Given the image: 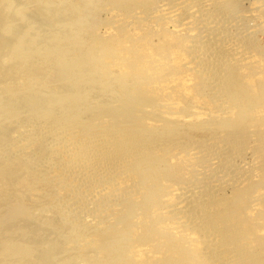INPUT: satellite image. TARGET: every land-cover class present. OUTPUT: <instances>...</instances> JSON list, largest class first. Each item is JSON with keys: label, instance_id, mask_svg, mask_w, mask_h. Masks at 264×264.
Instances as JSON below:
<instances>
[{"label": "bare ground", "instance_id": "obj_1", "mask_svg": "<svg viewBox=\"0 0 264 264\" xmlns=\"http://www.w3.org/2000/svg\"><path fill=\"white\" fill-rule=\"evenodd\" d=\"M37 1L0 0V264H264L263 187L204 206L197 192L205 191L180 174L218 158L203 150H213L211 136L201 145L189 131L207 127L217 145L264 126V67L219 36L233 13L219 19L204 0L153 9L148 0H109V38L95 42L96 0H47L36 9L45 24L73 5L49 26L37 20L39 30L30 24ZM159 22L173 29H158L155 44ZM129 38L138 39L132 48ZM224 58L238 65L223 71Z\"/></svg>", "mask_w": 264, "mask_h": 264}, {"label": "rangeland", "instance_id": "obj_2", "mask_svg": "<svg viewBox=\"0 0 264 264\" xmlns=\"http://www.w3.org/2000/svg\"><path fill=\"white\" fill-rule=\"evenodd\" d=\"M43 3V0H38L37 1V3H32V5L30 4V7H32L33 6V4L34 5H38V7L37 8H35L34 6L32 7V9H35L34 11H32V9L30 10V7H28V8H26L25 10H29L31 13H33V12H35L36 13V17H37V19L34 17V19H32L31 18V15L29 14V19L31 18V20H30V24H31V22L32 23H34L35 21H36V23H34V26H33V24H31V26H33L35 29H37V27H35L36 25H37V20H39L40 19V22H39V24L40 25H42L46 20H45V15H40L38 12H40L39 10L40 9H45L46 7H48V4H49V2L51 1H49V2H47V0L45 1L44 0V3L42 4L41 2ZM54 1V0H53ZM65 1V2H64ZM68 1V0H67ZM69 1H71L72 2V0H69ZM74 1V0H73ZM76 1V0H75ZM85 1V0H84ZM98 0H96V2H97ZM108 1V2H107ZM111 1V0H110ZM109 0H104V1H102V0H99L98 2H97V4L99 5H97L96 4V2H95V0H91V3L92 2H95V4L93 5L92 4V6L91 7H89V13H90V10L92 11L91 13V15L89 14V16L91 17L89 20H93V22L94 23H91V21H89L88 19V26H89V24H90V27L93 29V28H95L94 26H96V28L97 29H93V33L92 34H90L89 32H91V28L90 27H88V26H86V27H88V28H90L89 30H87L86 32H87V34L89 33L90 34V38H92V40H94L95 42H100V41H103L104 39H106V38H109L108 37V34L107 33H105L106 31H107V27H106V25L105 24H109V21H110V19H112L111 17H112V15L109 13V9L111 10V8H113V7H111V5H109V2H110ZM148 1H150L149 3H150V5L152 4V3H155V4H152L153 6H151L150 7V9H153L152 7H154V5H156L157 3H159L160 4V2H161V4H162V2H166V0H148ZM158 1H160V2H158ZM200 1H202V0H200ZM204 1H207V2H211V7H209V9H211L212 11L214 10V9H216L215 11H214V13H211V14H214V16L215 17H219V19L220 18H222V17H224V15H226V13L227 14H231V13H233L232 14V17L234 18H232V20L233 21H231V22H227V26L228 27H226L224 30L226 31V32H224V33H226V34H224L223 33V31H221L222 33H219L220 35L219 36H221L222 34L224 35V36H226V38L228 39V40H232L233 42H234V45H238V46H240L239 48H240V50H242L243 52H247L248 50L250 51V52H252L253 54H255L256 56H257V59L259 60V63H258V61H254V65H255V68H257L258 70L260 69V68H262V67H264L263 65H264V23H262V21H264V19H260L259 18V16L258 15H260L261 13H262V15H264V0H204ZM217 1V2H216ZM29 2V1H28ZM64 2V5H65V3H66V0H59V1H57V4H58V6H62V4L61 3H63ZM71 2H68L69 4H72ZM80 3L81 1H78L77 0V2H76V4L77 3ZM83 2V1H82ZM81 2V3H82ZM87 2V1H86ZM106 2V3H105ZM152 2V3H151ZM215 3V6H214V3ZM80 3V4H81ZM91 3H90V5H91ZM113 3V2H112ZM112 3H110V4H112ZM253 3V4H252ZM42 4V5H41ZM47 6H46V5ZM69 4H67V5H69ZM79 4V5H80ZM101 4V5H100ZM50 5V4H49ZM63 5V6H64ZM67 5H66V8H67ZM73 5V4H72ZM71 5V6H72ZM104 5V6H103ZM113 5V4H112ZM28 6V5H27ZM45 6V7H44ZM57 6V7H58ZM70 6V7H71ZM93 7V8H92ZM214 7V8H213ZM61 8V9H60ZM58 7V9H60V11H62L63 13H64V15L61 13V12H59L60 14H61V16L63 15V16H68L69 14V12H67L68 11V9H62V8H64V7ZM97 8V9H96ZM220 10H219V9ZM255 8V9H254ZM260 8V9H259ZM36 9H39V10H36ZM95 9V10H94ZM251 9V10H250ZM254 9V10H253ZM25 10H23L24 12H25ZM46 10V9H45ZM66 10V11H65ZM259 10V11H258ZM28 11V12H29ZM38 11V12H37ZM81 11V12H80ZM82 11H83V9L81 10V8H79V12H78V14L79 13H82ZM87 10H85V12H86ZM246 11V12H245ZM253 13H252V12ZM254 11H256L257 12V14L254 12ZM262 11V12H261ZM29 12V13H30ZM66 12V13H65ZM84 12V11H83ZM117 11L115 10V13H116ZM229 12V13H228ZM261 12V13H260ZM23 13V12H22ZM27 13V12H26ZM25 13V14H26ZM35 13L33 14V15H35ZM76 13H77V11H76ZM87 13V14H86ZM85 14L86 15H88V12H86ZM114 13V14H115ZM222 13V14H221ZM48 15H49V13H47ZM60 14H59V16H58V19H55V18H51L50 19V17L51 16H47L46 15V18L48 17L49 18V22H48V20H47V22L48 23H52V21L54 22V20L55 21H57V20H60ZM66 14H68V15H66ZM83 14V13H82ZM85 14H83V15H85ZM105 14V15H104ZM224 14V15H223ZM255 14V15H254ZM85 15V16H86ZM220 15H223L222 17L220 16ZM236 15V16H235ZM238 15V16H237ZM56 18H57V15L55 14L54 15ZM95 16V17H94ZM214 16H212L213 18H214ZM257 16H258V18H257ZM44 17V18H43ZM217 17V18H218ZM77 18H78V16H77ZM217 18H215V19H217ZM231 18V17H230ZM229 18V19H230ZM61 19H65V17L63 18V17H61ZM165 19H168V18H166L165 17ZM33 20V21H32ZM35 20V21H34ZM45 20V21H44ZM50 20H51V22H50ZM106 20V21H105ZM133 20V19H132ZM43 21V23H41ZM64 21H62V23H63ZM171 22V21H170ZM61 23V24H62ZM232 23V24H231ZM23 24V23H22ZM29 24V23H28ZM30 24H29V26H30ZM36 24V25H35ZM50 24H43L44 26L46 25H50ZM85 24H87V22L85 23ZM91 24H95L94 26L93 25H91ZM160 24V26L161 27H159L158 25ZM169 24V25H168ZM168 24H166V26H169V27H167V29L168 30H172L173 28H172V23H168ZM259 24V25H258ZM23 26H25V24H23ZM37 26H39V25H37ZM62 26V27H61ZM61 26H58V30H63L64 28H65V26L62 24ZM157 29H155L156 27L154 26L151 30H152V32L154 33V43H155V41H156V43L155 44H159V36L158 35H161V30L162 29H164V30H166L165 29V25H164V27H163V23L161 24V22H159L158 24H157ZM230 26V27H229ZM261 26V27H260ZM41 27V26H40ZM39 27V28H40ZM163 27V28H162ZM24 28V27H23ZM55 28V27H54ZM100 28V29H99ZM162 28V29H161ZM261 28V29H260ZM41 29V28H40ZM42 29L44 30V28L42 27ZM55 29H57V28H55ZM158 29H161V30H158ZM37 30H39V29H37ZM163 30V31H164ZM168 30H166V31H168ZM159 31V32H158ZM228 31V32H227ZM104 32V33H103ZM231 32V33H230ZM152 33V34H153ZM143 35V37L144 36H148V37H150L148 34H146V33H142V31H141V34L138 36V38L139 37H141ZM229 35V36H228ZM233 35V36H232ZM184 36H185V34H184ZM228 36V37H227ZM246 37V38H245ZM157 38V39H156ZM141 39V38H140ZM139 39V40H140ZM143 39V38H142ZM151 39V41H152V38H150ZM138 39H135V38H129V39H127V43H126V45H127V48H132L133 47V43L135 42V41H137ZM195 40H197L198 41V39H193V42L195 41ZM157 41H158V43H157ZM197 41H195V43L197 42ZM217 41V40H216ZM192 41L190 42V46L192 45V47H193V45L195 44V43H193ZM218 42V41H217ZM217 42H215V48H216V51L217 50H221V52H219L220 53V55H221V53H223V51H224V49H223V47L221 46V45H218V43ZM235 42H236V44H235ZM238 42H239V44H238ZM242 42H244V43H242ZM147 44H150V43H147ZM222 49H221V48ZM244 49H243V48ZM252 48V49H251ZM255 49V50H254ZM232 50V49H231ZM252 50V51H251ZM234 52H236V50H234L233 52L232 51H230L228 54H234ZM238 53H239V50H238ZM226 54V53H225ZM227 54V55H228ZM214 55H216V54H214ZM220 55H219V57H218V55H216L217 57L216 58H220L221 59V57H220ZM226 55V56H227ZM230 56V55H229ZM235 56V55H234ZM230 57H232V55L230 56ZM157 58H159V57H157ZM226 59H227V57H225ZM223 59L222 61L221 60H217V62L219 61L220 63L219 64H221V66H220V68L221 67H224V68H222L223 69V71H225L226 70V72H227V70H231L234 66H235V61H232V60H226V59ZM260 58H262V59H260ZM151 59H153V57H151ZM226 60V61H225ZM263 62H262V61ZM231 61V62H230ZM230 62V63H229ZM261 62V63H260ZM224 63V64H223ZM228 63V64H227ZM234 63V64H233ZM252 64V65H253ZM236 65H238L237 63H236ZM259 66L260 65V67H257V66ZM229 66V67H228ZM231 66V67H230ZM251 65H249V66H246V67H250ZM252 67V66H251ZM263 69V70H262ZM262 69H260V73H258V75L259 74H261V72L262 71H264V68H262ZM245 71V72H244ZM243 72L244 73H241V74H239L240 76H241V78H240V83H245L246 81L244 80V78H242V75L243 74H245V73H247V72H251L250 71V69H247L246 68V70H244ZM262 74H264V73H262ZM261 74V75H262ZM261 75H259V76H261ZM263 76V78L261 79V80H259L260 81V83L261 82H264V75H262ZM255 84H256V82H255ZM262 84H264V83H262ZM205 95H208V93H207V91H206V93H205ZM211 120H212V118H210ZM210 120V121H211ZM217 120H221V118L220 119H217ZM210 121H208V122H210ZM215 121V120H214ZM251 127V126H250ZM257 126H255V128H256ZM260 127V126H259ZM189 129V128H188ZM246 129H248V130H246V131H244V139L242 138V140H241V137H239V138H236L237 140H236V142L237 143H230L229 144V142H220V143H218L217 145H216V143L214 142V139L213 138H211L212 137V135H210V133L211 132H209V131H211V130H208V131H205V130H207V127H206V129L204 128V131H203V129H200V130H198L197 128L196 129H193V130H191V131H189V133H190V136H192L193 137V141H194V139L196 140H198V142H197V140L195 141L196 143H205V139H207L209 136H211V137H209V139H207L208 141H206V144L208 143V144H212L211 146H212V148L211 149H213L212 151H208V149H206L205 147H207V146H210V145H208L207 144V146H205L204 144H203V146H201V147H204L205 149H203L204 150V153L206 152V153H214L215 154V157H216V155L218 156V158H216L217 160V162H216V164L215 165H213L212 166V164H211V166L209 167V166H207L206 167V165L204 166L203 165V163H202V165H201V167H200V171H199V169H198V167L196 166V169L195 170H197V171H194L193 170V167L192 168H190L189 169V166L187 167L188 168V170H185V171H187V172H184L183 171V169H182V171H181V173L180 174H183L182 176H183V179H185L186 181H187V183H189L190 185H192V186H196V187H192V189H193V191L195 190H203V191H205L204 193L202 192V194H201V197L203 196V194H204V196L202 197V198H200L199 197V195H200V193L201 192H197L196 193V195H198L197 197H198V199H197V202H201V204L202 205H209L211 202H212V199H214L213 201L214 202H216L215 200H218V201H225V202H228V201H231V200H235V198L238 196V192L239 193H241V191L242 192H248V191H250V189L253 187V185L254 186H256V187H260V188H262V189H260V192L262 191V193H261V195H260V197H259V200L260 201H262V202H260L259 201V204L261 205V209H259V212L257 213L258 215H263V213L264 212H262L263 211V205H264V193H263V191H264V179H263V177L261 176V175H263V173H264V126L262 127L261 126V128H259L258 130H253L254 129V127L252 128H246ZM190 130V129H189ZM186 131H188L187 129H186ZM185 131V132H186ZM262 131V132H261ZM257 132H259V133H257ZM212 133H214L213 131H212ZM209 134V135H208ZM222 136H220V138L221 137H224V132H222ZM208 136V137H207ZM213 137H214V135H213ZM247 137V138H246ZM205 138V139H204ZM230 138H232V137H230ZM201 141H203V142H200V140ZM245 139H246V141H245ZM213 140V143L211 142ZM244 140V141H243ZM253 140V141H252ZM260 142H259V141ZM192 141V142H193ZM194 142V143H195ZM243 143H244V145H243ZM247 144V146H246V144ZM256 143V144H255ZM227 144V145H226ZM202 145V144H201ZM214 145H215V147H214ZM229 145V146H228ZM231 145V146H230ZM220 146V147H219ZM221 146H223L222 148H221ZM226 147V148H225ZM231 148L232 149V151H231V149H229V148ZM210 148H209V150H210ZM218 148V149H217ZM220 148H221V150H220ZM230 151L231 152V155L232 156H225L226 154H224L223 153V151ZM224 151V152H225ZM202 154V153H201ZM214 156V155H213ZM225 159V160H224ZM218 160H219V162H218ZM181 165V163H178V162H172L171 164L169 163L168 165H170V167H174V166H180ZM224 164H225V166H224ZM217 165H219V166H217ZM181 166H183V165H181ZM204 166V167H203ZM221 166V167H220ZM215 167V168H214ZM184 168H185V166H184ZM186 168V169H187ZM218 170H217V169ZM220 168V169H219ZM224 168V169H223ZM192 169V171H193V173L192 172H190V170ZM224 170V171H223ZM188 172H190V173H188ZM195 173H197V174H195ZM251 173H254V174H251ZM179 174V175H180ZM227 174V175H226ZM258 176H257V175ZM208 175V176H207ZM181 176V175H180ZM253 177V178H252ZM224 178V179H223ZM214 179V180H213ZM221 179V180H220ZM222 179L225 181L226 179L228 180H226V182H224V181H222ZM261 179H263V181L261 180ZM203 180V181H202ZM208 180H209V182L211 181V183H209L208 182ZM205 181V182H204ZM215 181V182H214ZM220 181V182H219ZM206 183L207 185H208V187L207 188H209L210 189V192H212V193H210L211 194V196L209 195H205L206 194V191H208V189L206 188V189H203V188H205V186H201V185H203L204 183ZM220 183V185L219 186H216V185H218ZM229 183V184H228ZM213 184H215V186L213 185ZM210 185H212V188L211 187H209ZM222 185V186H221ZM250 185V186H249ZM201 186V187H200ZM249 186V187H248ZM216 187L217 188V190H219V191H217V190H212V189H214V188ZM247 187V188H246ZM251 187V188H250ZM215 188V189H216ZM219 188V189H218ZM216 191V192H215ZM237 195V196H236ZM195 195L193 194V195H190V198L192 197H194ZM207 197V198H206ZM208 198L210 199V200H208ZM230 198V199H229ZM228 199V200H227ZM204 200V201H203ZM208 200V201H207ZM206 202V203H205ZM213 203V202H212ZM259 205V206H260ZM260 208V207H259ZM262 210V211H261ZM261 212V213H260ZM260 213V214H259ZM256 212H254V215L252 216H250L249 218V220H254V219H256ZM259 221H261V220H259ZM261 222H264V220L263 221H261ZM264 232V231H263ZM264 234V233H263ZM262 234V235H263ZM51 235V234H50ZM261 239L262 240H264V235H263V237H261Z\"/></svg>", "mask_w": 264, "mask_h": 264}]
</instances>
